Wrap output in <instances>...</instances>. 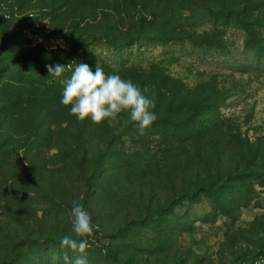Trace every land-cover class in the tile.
<instances>
[{
    "label": "rangeland",
    "instance_id": "1",
    "mask_svg": "<svg viewBox=\"0 0 264 264\" xmlns=\"http://www.w3.org/2000/svg\"><path fill=\"white\" fill-rule=\"evenodd\" d=\"M138 33L154 40L132 44L124 58L143 78L119 75L105 45L89 67L100 63L138 87L153 81L141 92L157 119L143 134L122 112L104 122L118 132L128 121L127 135L111 143L99 136L109 127L93 123L77 146L66 130L77 125L68 106L48 97L49 115L35 120L39 108L25 111L26 96L0 93V264H52V255L65 264V251L70 260L77 253L47 240L64 235L88 240V264H259L264 67L252 51L264 48V0H0V46L17 55L38 59L75 37L122 42ZM17 121L22 132L40 124L51 143L8 132ZM214 180L223 182L216 195L186 196ZM73 201L90 214L91 236L72 232Z\"/></svg>",
    "mask_w": 264,
    "mask_h": 264
},
{
    "label": "trees",
    "instance_id": "2",
    "mask_svg": "<svg viewBox=\"0 0 264 264\" xmlns=\"http://www.w3.org/2000/svg\"><path fill=\"white\" fill-rule=\"evenodd\" d=\"M153 40L154 37H150L142 33L131 36L122 42H117L111 38L107 39L104 37L86 39L83 37H75L72 41L67 42V46L63 50L52 52L51 54H47L38 59L26 57L24 55H17L10 50V46L7 43H3L0 46V93H6L10 90L13 93V97L26 96V98H28L27 103H30V105L29 107H24L23 109L26 111L27 109L32 110V107H38L39 111L37 112V115H39L35 120H44V118L49 115L45 108V102H47L46 98L52 97L53 100H56V104H61V97L64 88L61 80L70 78L72 71L75 68L73 62L76 58H82L86 60V64L94 66L95 62L99 60L97 53L99 52L100 46L105 45L107 49H110L113 52L112 55H109L111 57L109 60H111L112 63H117L122 66L121 68L125 71L120 72L119 75H133L135 77L137 76L143 78L144 74L139 73V68L135 64L128 65L129 63L127 62V59L124 58V51L134 43L141 44L142 41L151 42ZM178 42H182V39H178ZM162 43L167 44L166 41H162ZM216 54L226 58L231 55L230 52L224 51H216ZM252 56L256 57L255 66L264 67V63H261V60L264 61V48H260L258 53H254L252 51ZM57 63L65 67L70 65V67L66 68L60 78L51 76L46 67L47 65L55 66ZM139 83V89L144 92L151 90L154 85L151 79L141 80ZM15 92L17 93L15 94ZM56 106L58 107L59 105ZM1 113L2 112L0 110V114ZM67 113L70 114V111ZM31 115L34 116L35 113H31ZM69 116L71 124L77 123V125H70L66 128L69 134L68 137L73 139V141L78 144L77 146H79L83 139L90 135L87 133L86 129L90 126V124H93V122L90 118L80 121L74 115L70 114ZM2 117L4 118L5 115H1V118ZM26 118L27 116L24 117L21 114L20 117H17L22 126H25ZM127 120L131 121L130 118ZM128 121H126V124L122 126L123 131L118 132L114 127H110V125L108 126V124L104 121L99 124L94 123V125L99 128L107 125L110 129L109 135L99 133V136L101 138H107V140H110L111 143H116L121 137L129 133ZM11 122H13V120ZM17 125H19L18 121L16 126L13 129L8 130V132L11 134L15 133L20 136L27 134L25 140H33V143H36L39 147L42 145L47 146L51 143L50 141H52L51 133L42 132L40 124L39 126H36L35 123V125H31V127L25 128L24 132L19 131ZM102 151L95 155V161L91 162L90 175L94 173L99 166L97 157L101 155ZM6 152L7 149H4L0 145V154ZM84 153H86V155L89 154L90 149L85 148ZM95 157H93L92 160H94ZM226 180H224V182ZM222 184L223 182L214 180L208 184L197 186L193 192L186 193V196L189 197L190 200H196V198H198L201 194L216 195L218 193V189L222 187ZM150 222H152L153 225H158V219L155 217H152ZM47 240L55 242V245H57L58 248H61L60 241L54 240L53 238H49ZM256 260H259L257 262L260 264V262L264 260V254H261L259 257L254 259V262Z\"/></svg>",
    "mask_w": 264,
    "mask_h": 264
},
{
    "label": "clouds",
    "instance_id": "3",
    "mask_svg": "<svg viewBox=\"0 0 264 264\" xmlns=\"http://www.w3.org/2000/svg\"><path fill=\"white\" fill-rule=\"evenodd\" d=\"M46 67L51 76L60 78L70 65L65 67L57 63ZM61 83L64 85L61 103L70 107V114L80 121L90 118L93 123L99 124L110 118L115 119L122 112H128L130 120L136 123L143 134L157 119V115L151 111L155 108L154 100L143 95L131 80L122 79L119 75H106L100 63H97L95 72L86 63L75 65L70 78L61 80ZM70 219L72 232L76 237L83 238L93 234L90 214L76 201H73ZM60 246L77 253L70 260L65 251V264H88L87 239L64 235ZM57 260L58 257L52 255V264H56Z\"/></svg>",
    "mask_w": 264,
    "mask_h": 264
},
{
    "label": "built area",
    "instance_id": "4",
    "mask_svg": "<svg viewBox=\"0 0 264 264\" xmlns=\"http://www.w3.org/2000/svg\"><path fill=\"white\" fill-rule=\"evenodd\" d=\"M260 264H264V260H262V261L260 262Z\"/></svg>",
    "mask_w": 264,
    "mask_h": 264
}]
</instances>
